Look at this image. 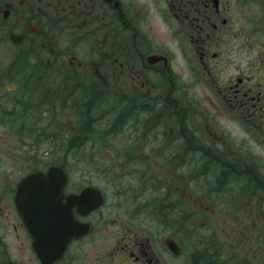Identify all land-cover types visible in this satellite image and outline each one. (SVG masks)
<instances>
[{
  "label": "rangeland",
  "instance_id": "rangeland-1",
  "mask_svg": "<svg viewBox=\"0 0 264 264\" xmlns=\"http://www.w3.org/2000/svg\"><path fill=\"white\" fill-rule=\"evenodd\" d=\"M119 1L123 12L126 11L128 14L129 18H126L133 22L130 23L128 30L127 25L120 23H109L110 27L99 24V41L93 48L99 52L97 70L95 72L93 68L87 66L88 71L86 70L84 74L83 89L80 93L83 96L86 93L85 89L92 85V89L89 88L93 94L89 102L91 104L96 97L102 96L101 93L109 92V87L116 86L109 61L112 62L113 58L118 56L111 57L112 48L121 58H118V62L131 54L136 69L141 67L142 62L136 56V51H133L132 45L135 41L134 45L140 52H143L141 48L146 45L163 54L161 57L156 56L155 62L162 60L166 63L167 57L169 60L173 59L174 69L183 79L182 83H187L189 89L181 90L179 94L174 92V97L180 101L179 107L182 112L171 113L172 109L166 107L168 109H163L166 110L160 123H155L157 117L151 114L153 120L145 125L143 134V130H139L141 124L127 116H136L138 114L136 111L132 113L131 109H128L125 113L121 104L107 100L111 98L110 96H103L107 100L105 110L107 112L99 113V118H95L94 121L102 127L121 126L117 129L118 137L114 140L118 147L116 148L112 142L113 138H99L93 133L91 125L89 129L87 127L75 129L78 119L66 112L73 111V107L66 108L63 102L66 97H73L74 91L57 92L55 118L48 115L42 117L39 113L35 114L36 118L26 119L24 123H18L16 120L6 122L7 116L19 118L25 109L30 111L32 104L23 100L16 103V98L11 96L12 89L4 88L2 83L0 94L3 97L0 98L7 95L11 97H8L9 103L0 108V194L5 196L3 194L5 185L19 181L24 174L31 171V166L40 167L44 163H52L50 156L58 151L56 137L66 132L68 126L71 147H78L82 151L81 155H86L67 157L65 167L70 174L69 185L74 188L78 181H89L103 192L106 205H103L100 212L105 217L102 221L104 227L110 229L119 227L124 224L125 219L132 222L134 219H144L153 221L146 223L147 227L153 226L155 229L160 227L165 232L172 230L173 233L184 237L188 234L191 236V242L185 246V249L188 246V258H184L183 254L179 264H264V137L257 133H253V137L247 135L241 122L233 121L234 116L230 113L227 117L222 115L220 107L215 106L213 89L208 81L210 77L216 81V78L225 72H221L222 67L215 72L211 71L207 76L202 69V60L197 56L192 64L195 71L183 64L182 53L192 54L190 53L192 50L187 48L188 41L181 44L177 42L178 39L172 31L171 21L174 12L167 5L169 1L174 0ZM228 1L230 21L233 18L234 21L235 19L240 21L239 23H255L257 16L253 17L250 13L254 11L251 9L253 6H249V10L244 4L238 6L234 0ZM99 3L101 4L102 0ZM90 5L89 1H82L76 9L86 11L84 10L86 8L90 12ZM101 6L97 10L101 17L104 16L103 21L106 22L109 15L106 7ZM180 9L179 18H182L185 8ZM99 20L102 21V18ZM232 23L231 21L230 25ZM50 28L47 31L53 39V45L64 47L61 27L53 24ZM5 31V27L0 28V71L6 69L16 52L7 39H2ZM106 32L108 36L105 37ZM235 34L236 32H232L231 36H228L230 39L222 49L216 46L212 51H235L241 56V62L250 57L253 51L263 52L264 32L252 34L245 30L242 42L236 40L239 37ZM110 36L112 39H109ZM132 37L134 39H131ZM231 58H234L233 54L227 57L228 61ZM66 59V62H69V58ZM123 64L126 63L123 61ZM163 77L164 83L171 89L173 85H170V80L165 78V75ZM174 84H177L175 78ZM116 95L124 96L118 91ZM62 99V105L59 106L58 102ZM127 99L130 100V97ZM77 105L82 107L83 102ZM35 110L41 111L37 107ZM49 121L47 129L45 126L42 127V124ZM22 124H25V127H22ZM176 124L185 133L179 136L181 139L178 140L171 136ZM38 129H43V134H34ZM157 131H163L162 137L152 134ZM209 135L213 139H210ZM52 136L54 138H50ZM187 145L190 151L185 154L184 159L192 162V167L180 168L178 164L183 160L180 156L182 153L178 151L181 152L180 150H184ZM114 149H118L119 153L121 150L129 153L124 167H121L119 162L113 163L116 160L113 159V155H120L114 154ZM45 150H48L49 154L44 153ZM67 159L65 158V162ZM232 172L244 177L232 180V176H228L229 178L225 180ZM139 176L146 180L138 184ZM213 182L217 185L214 188ZM217 187H223L220 195L215 194L216 190L219 191ZM152 212L158 214V220L154 221L155 215H152Z\"/></svg>",
  "mask_w": 264,
  "mask_h": 264
},
{
  "label": "flooded vegetation",
  "instance_id": "flooded-vegetation-1",
  "mask_svg": "<svg viewBox=\"0 0 264 264\" xmlns=\"http://www.w3.org/2000/svg\"><path fill=\"white\" fill-rule=\"evenodd\" d=\"M82 1L91 3L90 12L86 8H84L86 11H77L76 6L79 7ZM99 1L0 0V13H2L0 28H6L2 39H7L16 49L6 69L0 71V84L4 81V88L27 92L20 93L19 98H28L29 104H32L30 110L33 118H36L39 113L46 117L50 113V107L55 108L57 92L63 90L75 92L77 114V109L80 111L81 108L77 103H81L80 92L83 89L84 74L88 71L86 68L89 66L95 72L97 70L99 52L93 48L99 41V24L110 27L109 23H120L127 25L126 30L131 26L130 23L133 21L126 18L128 14L126 11L123 12L119 0H102L101 4ZM234 2L238 6L243 4L248 6L249 10L253 6L251 9L254 11L250 13L253 17L257 16L255 23H239L240 21L236 19L234 21L232 18L233 23L230 25L228 0H174L169 1L167 6L174 12L171 23L177 42L181 44L188 41L187 48L192 50L190 52L192 54L182 53L183 64L193 69L192 64L197 56L202 60V69L207 76L211 71L215 72L222 67L221 72H225L218 76L216 81L211 77L208 81L213 89L215 106L220 107L222 115L227 117L230 113L234 116L233 121L241 122L247 135L257 133L260 137H264V50L263 52L262 50L253 51L244 62H241V56L235 51H212L216 46L222 49L229 41L228 36H231L232 32H236L235 36L239 37L236 39L238 42H242L245 30L252 34L264 32L262 31L264 30V0H234ZM101 5L106 7L109 15L106 22L103 21L104 16L101 17L97 10L102 7ZM182 7L185 8V12L182 18H179ZM234 8L236 9L237 6ZM101 18L102 21L99 20ZM53 24L61 27L60 32L65 41L64 47L53 45V39L47 31ZM108 32L105 37L108 36ZM246 37L248 38V35ZM252 38L255 37L252 35ZM109 39L112 37L110 36ZM134 44H136L135 41L132 45L133 51H136V56L142 62L141 67L137 69L131 54L123 59L126 63L124 65L122 60L118 62L120 56L112 48L111 57L118 56L113 58L112 62L109 61L110 67L111 65L113 67H111V74L113 78L115 77L116 86H112L113 89L109 87L108 93L112 98L110 100L117 104L124 100L125 113L128 109H131L132 113L133 111L138 113L136 116H127L141 124L139 130L142 129V133L145 134V125L153 120L151 114L157 117L155 123H160L164 111L168 109L166 107L172 109L171 113L182 112L179 107L180 101L174 97V92L179 94V91H189V89L187 83H182L183 79L174 69L172 58L169 60L164 55L167 57L166 63L162 60L155 62L156 56L163 55L161 52H156L154 48L146 45L141 48L143 52H140ZM118 49L122 51L120 46ZM230 54H233L234 58L228 61L227 57ZM152 56L154 58L148 61L147 58ZM66 57L69 58V62H66ZM163 75L170 80V85H173L171 89H168V84L164 83ZM174 78L177 84H174ZM116 91L124 96L119 97ZM129 97L130 100L127 99ZM132 97L137 99L134 100ZM35 107L40 108L41 111L37 112ZM164 108L166 109L163 110ZM66 112L71 114L72 110ZM127 118L126 124L129 123V117ZM181 130L178 124L174 125L171 136L177 140L181 139L179 136L185 134ZM152 134L162 137L163 131ZM209 137L213 139L210 135ZM188 146L180 150L181 152L178 151L182 153L180 156L183 160L178 164L180 168L192 167V162L184 159L185 154L190 151ZM50 166L49 163H44L40 167L31 166L32 170L24 174L19 181H15L12 185H5L3 191L5 196L0 194V264H179L183 254L184 258H188V246L186 249L185 246L191 242V236L187 234L184 237L173 233L172 230L167 233L160 227L157 229L153 226L147 227L146 223L152 220L134 219L132 222L125 219L123 225L115 227L116 230L104 227L102 221L105 217L100 209L106 204L101 190L104 201L96 210L86 212L81 205L67 206V195H80L86 187L98 189L89 181H78L74 188H71L69 179L63 188L64 194L60 202L57 201L59 211L52 215H56L53 218L55 224L68 222L73 225V228L68 233V230L55 229L48 219L46 222L50 225L49 235L52 232L55 240L50 245L49 253H52L40 257L35 252L31 233L37 230L33 225L38 222L31 224L23 219L17 209L19 207L17 193L18 186L26 175L36 171L45 172ZM151 214L155 215L154 221L158 220L156 212ZM67 234L71 237L68 238ZM39 235L43 234L38 232L37 238Z\"/></svg>",
  "mask_w": 264,
  "mask_h": 264
},
{
  "label": "water",
  "instance_id": "water-1",
  "mask_svg": "<svg viewBox=\"0 0 264 264\" xmlns=\"http://www.w3.org/2000/svg\"><path fill=\"white\" fill-rule=\"evenodd\" d=\"M153 59L148 58V61ZM66 183V175L62 168L51 167L46 173H34L25 177L19 185L18 204L27 205L26 207L32 214L31 219L27 222H38L44 225L48 224L46 221L52 213L59 211L56 207L57 201L60 202L63 196V188ZM69 200L67 198V206L69 204H76L82 206L86 212H90L99 207L102 203V196L99 191L94 188H85L80 195L74 196ZM70 207V206H69ZM63 212V209H61ZM70 211V209H66ZM37 223V224H38ZM35 224V225H37ZM41 227L44 231L50 229V225ZM71 231L68 230L67 233ZM68 238L70 235L67 234Z\"/></svg>",
  "mask_w": 264,
  "mask_h": 264
},
{
  "label": "bare ground",
  "instance_id": "bare-ground-1",
  "mask_svg": "<svg viewBox=\"0 0 264 264\" xmlns=\"http://www.w3.org/2000/svg\"><path fill=\"white\" fill-rule=\"evenodd\" d=\"M91 87V89H92V85H90V86H88L85 90H86V93L81 97V104H82V102H84V98H89V101H88V103L90 102V98H91V95H93L91 92H90V90H89V88ZM94 87V86H93ZM101 95L102 96H100L99 98L98 97H96V99H95V101H94V103H91V104H89V105H93L94 106V104H96V103H100V99L101 100H103V101H107V100H110V98L109 99H104L103 98V96H109V93H108V91L107 92H103V93H101ZM99 96V95H98ZM92 99V98H91ZM62 101H63V99L62 100H60L59 102H58V104H59V106H61L62 105ZM78 101V100H77ZM64 102V104H65V106H66V108H69V107H75V102H76V99H75V96L73 95V97H69V98H65V100L63 101ZM93 102V101H92ZM121 104V108L124 110L125 109V107H124V102H121L120 103ZM55 107H57V103L55 104ZM119 112V111H118ZM53 118H55L56 117V110L54 109V112H53V116H52ZM119 127H117L116 125H115V127H110L109 128V126H104V127H102V126H99V127H97V134H101L102 136L101 137H99V138H103V139H105V138H113V140H112V142H113V144L115 145V147L116 148H118L117 147V144L114 142V140H116V137H118V131H117V129H118ZM113 136V137H112ZM107 146V145H106ZM134 151V150H133ZM114 154H120V155H113V159H116L113 163L115 164V163H117V162H119V163H121L120 165H121V167H124L125 166V164H127L126 163V159L128 160V157H129V153H127V151H124V150H121L120 151V153H119V151H118V149H114ZM98 162H100V161H98ZM97 162V163H98ZM118 164V163H117ZM225 165L227 166V164L225 163ZM227 167H229V166H227ZM65 169V168H64ZM63 168H62V171L64 172V174L66 175V180H68L69 179V177H70V174H69V172H68V170L66 169V170H64ZM30 170H32V169H30ZM67 171V172H66ZM34 173H40L39 171H36V172H33V174ZM138 178V180H137V183L139 184L142 180H146V178L144 179V178H142V177H137ZM97 191H99V189H97ZM63 193V192H62ZM224 193V192H223ZM64 194V193H63ZM74 196H76V195H74V194H69V195H67V198H69V200L70 199H72V198H75ZM234 196H235V194H234ZM236 197V196H235ZM20 200V197H19V195L17 196V201H19ZM68 200V199H67ZM69 205H71V206H74L73 204H69ZM159 205V204H158ZM18 211L21 213V215L23 216V219L24 220H29V219H31V217H32V214H31V212L29 211V209L26 207L27 205H22V204H18ZM56 207H58L57 206V204H56ZM161 214H162V212H161ZM56 217V215H52V216H50L49 217V221L54 225V228L55 229H63V230H71L72 228H73V225H70L68 222H61L62 224H60L59 222L58 223H56L55 224V222H54V219L53 218H55ZM67 221H68V218H67ZM32 223H34V222H32L31 221V224ZM43 225L44 224H42V223H38L37 225H33V226H35V229H37V230H34V231H31V233H32V235H33V239H34V249H35V252H37V254L41 257V256H44V255H48V253L51 251L50 250V245L51 244H53L54 243V237H55V235H53V233L51 232V235H49V231L48 230H46V231H44L43 230V228H41V227H43ZM44 226H48V224H46V225H44ZM40 230V231H39ZM42 233L43 235H39L38 236V238H37V233ZM49 235V236H48ZM52 235L54 236V237H52ZM52 253V252H51ZM51 253H49V254H51Z\"/></svg>",
  "mask_w": 264,
  "mask_h": 264
},
{
  "label": "trees",
  "instance_id": "trees-1",
  "mask_svg": "<svg viewBox=\"0 0 264 264\" xmlns=\"http://www.w3.org/2000/svg\"><path fill=\"white\" fill-rule=\"evenodd\" d=\"M89 98H84V102L82 107L80 108V111L77 109V114L80 113L78 115V121L76 122V128L78 130H80V128H85L87 127L89 129V126L91 125L93 127V133L95 135H98L99 137L100 134H97V127H99L97 125V123H95L94 119L95 118H99V113L102 112H107L105 111L107 106H106V101H103L100 99V103H96L93 105H89L88 103ZM111 108V105H110ZM76 111V110H75ZM75 114V113H74ZM49 126V124H48ZM22 127H25V124H22ZM118 127H121L120 125ZM90 131V130H89ZM42 132V131H41ZM50 138H54L53 136ZM58 139V141H56V144L58 145V151L55 154H51V162L54 164H58L61 166H66V163L68 162L67 157H69L70 155H74V156H79V157H86V155L82 154L78 147H71V141H70V130H66V132H64L63 134L59 135L58 137H56ZM47 153V152H46ZM65 158L67 159V161L65 162ZM89 162V161H87ZM230 176H232V180L234 179H242L244 176L237 173V172H232L231 174H228L225 177V180H227ZM228 177V178H227ZM227 178V179H226ZM226 183V181H225ZM214 186H216V182L212 183V188H214Z\"/></svg>",
  "mask_w": 264,
  "mask_h": 264
}]
</instances>
